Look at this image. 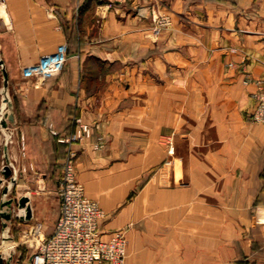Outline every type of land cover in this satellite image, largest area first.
Returning <instances> with one entry per match:
<instances>
[{"label": "crops", "instance_id": "0c3cea01", "mask_svg": "<svg viewBox=\"0 0 264 264\" xmlns=\"http://www.w3.org/2000/svg\"><path fill=\"white\" fill-rule=\"evenodd\" d=\"M160 11L174 27L155 35ZM62 43L60 75H23ZM0 58L15 117L10 195L32 209L21 219L14 208L5 259L28 264L54 231L69 150L58 135L80 116L92 135L73 146L76 177L105 212L103 236L125 230L128 264H264V124L252 119L257 85L245 82L264 76V0H3Z\"/></svg>", "mask_w": 264, "mask_h": 264}, {"label": "built area", "instance_id": "2783aa9c", "mask_svg": "<svg viewBox=\"0 0 264 264\" xmlns=\"http://www.w3.org/2000/svg\"><path fill=\"white\" fill-rule=\"evenodd\" d=\"M3 0H0V3ZM144 9H140L142 11ZM156 25L155 35L161 25L168 23V16L153 17ZM67 44H60L54 52L42 56L37 62L27 65L22 73L25 77L35 78L38 83L60 75L68 61ZM233 65V62H229ZM252 93L255 100L252 119L264 124V80ZM74 128L58 135V140L66 142L68 153L62 164L57 187L59 196V217L54 231L40 238L28 264H124L126 256V232L124 229L111 231L107 237L100 230V220L105 216L97 201L85 194V188L75 173L76 150L74 144L83 142L92 135V125L75 116ZM55 133V131L52 129ZM104 145L99 136L95 148ZM173 153V146H169Z\"/></svg>", "mask_w": 264, "mask_h": 264}, {"label": "water", "instance_id": "95a60500", "mask_svg": "<svg viewBox=\"0 0 264 264\" xmlns=\"http://www.w3.org/2000/svg\"><path fill=\"white\" fill-rule=\"evenodd\" d=\"M0 133L5 135L4 144L2 147V157L4 164L0 168V248L6 241L12 239L7 233L8 223L12 220L13 210L15 207L23 209L24 214L20 216L21 219H30L32 217V209L30 204V197L26 194L22 196H13L12 186L18 182V171L12 165L8 155V141L10 133L6 130L9 126L15 123V117L12 107V99L9 90L8 73L5 69L3 60L0 58ZM5 181V183H3ZM12 253L8 258H4L0 254V264H12ZM31 258L28 260L30 263ZM15 264H20L17 261Z\"/></svg>", "mask_w": 264, "mask_h": 264}, {"label": "rangeland", "instance_id": "374dc122", "mask_svg": "<svg viewBox=\"0 0 264 264\" xmlns=\"http://www.w3.org/2000/svg\"><path fill=\"white\" fill-rule=\"evenodd\" d=\"M141 8L144 9V10L140 11ZM145 9H146V7L144 5H139L138 8H137L138 13L141 14V16H143V15L145 16L146 15V12H145L146 10ZM155 16H160V17H162V16H168V18L170 19V21L168 23H165L164 25H161L160 30L158 31V33L156 35H158L162 31L169 30V29H173V27H174V19H173V16L169 12L160 11V12H157L155 15H152V26H151V30L153 31V33H154V27L156 25V23H155V21L153 19V17H155ZM239 51L241 53V61L239 62V66H244L245 63H246V59H247V54L245 53V51L242 50V49H240V48H238V47H236V46H232V47L229 48V52L230 53H237ZM229 62H233V65H229ZM229 62L226 63L227 67H234L236 65V63L234 61H229ZM259 80H264V76L258 77V78H254V77H251V76H247L245 78V82H247V83L254 82L257 85V88L260 85V84L257 83V81H259ZM261 85L264 86V83H262ZM153 171H154V169L145 172L144 181H147L148 179H150ZM60 175H61V169L58 172L59 178H60ZM0 176H1V174H0ZM15 195H16V193H15ZM52 202H53V204L54 203L57 204V196H56L55 193H51V203ZM126 239H127V241H126V256H125V262H124V264H128L127 263V260H128L130 254H131V250L129 249V240H128L127 236H126Z\"/></svg>", "mask_w": 264, "mask_h": 264}, {"label": "bare ground", "instance_id": "6f19581e", "mask_svg": "<svg viewBox=\"0 0 264 264\" xmlns=\"http://www.w3.org/2000/svg\"><path fill=\"white\" fill-rule=\"evenodd\" d=\"M6 252V251H5Z\"/></svg>", "mask_w": 264, "mask_h": 264}]
</instances>
